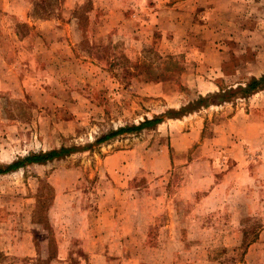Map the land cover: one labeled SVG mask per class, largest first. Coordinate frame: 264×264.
I'll use <instances>...</instances> for the list:
<instances>
[{
	"label": "rangeland",
	"instance_id": "obj_1",
	"mask_svg": "<svg viewBox=\"0 0 264 264\" xmlns=\"http://www.w3.org/2000/svg\"><path fill=\"white\" fill-rule=\"evenodd\" d=\"M263 74L264 0H0V168L72 149L0 173V264H264V158L224 126Z\"/></svg>",
	"mask_w": 264,
	"mask_h": 264
},
{
	"label": "trees",
	"instance_id": "obj_2",
	"mask_svg": "<svg viewBox=\"0 0 264 264\" xmlns=\"http://www.w3.org/2000/svg\"><path fill=\"white\" fill-rule=\"evenodd\" d=\"M261 88H264V74L258 78L250 79V81H248V83H246L243 86L238 87L237 92L240 93L242 97H244V96L250 95L251 93H254L256 90L261 89ZM232 92H234V91H232ZM220 96L222 97L223 100L228 99L225 97V95H223V96L220 95ZM209 97H210V95L200 96L196 100L192 101L190 104L182 107L180 110L183 111V110L190 109V108H193V107L198 106V105L204 106L205 105L204 102ZM171 112L176 113L177 111H168V113H171ZM171 116H175V115H171ZM161 121H162V117H154L152 119H144L142 122H140L137 125H131L128 127H123V128L118 129L117 131H113L111 133H108V134L104 135L103 137H101L99 140L113 137L114 135L121 133V132H129V131H133V130L142 129L144 127H150L154 124L160 123ZM70 151H72L71 148H66L64 146H61V147L56 148V149H50V150L39 152V153H31V154L24 156L21 159H18L17 161H14V162L8 164L4 168H0V173H4V172L10 171V170L17 169V168H19V167H21L27 163H42V162H45L48 160L59 158L65 154H68Z\"/></svg>",
	"mask_w": 264,
	"mask_h": 264
},
{
	"label": "crops",
	"instance_id": "obj_3",
	"mask_svg": "<svg viewBox=\"0 0 264 264\" xmlns=\"http://www.w3.org/2000/svg\"><path fill=\"white\" fill-rule=\"evenodd\" d=\"M251 112V110H249ZM240 115L239 112H236V114L234 116H232V118H229L225 121L224 126L229 125V127H231L229 129L230 133L228 134V136H225V138L229 139L228 144H233V145H237V149L238 151L242 154L245 153L246 155L252 153V151H257V153H259V158L261 159V157L264 158V121H255V119L249 120L250 122H248V120H246L245 118H243V120H234L236 117H238ZM250 114H246V117H249ZM256 117V115H255ZM236 126V133L238 132V134H240V136H238L237 142L234 140H230L229 136H231V132L232 130L235 129ZM250 128H252V136H256L255 139H246V135L245 133L249 134V130ZM247 131V132H245ZM225 133V131L223 132V134ZM217 135H222V133H217ZM216 135V136H217ZM217 139H220V137H210V140L214 143L218 142ZM247 144V147L245 148V145ZM253 148V149H252ZM264 222V220H263ZM253 245H258L259 247L261 245H264V225H261V227L258 229V233L255 239V242L253 243Z\"/></svg>",
	"mask_w": 264,
	"mask_h": 264
}]
</instances>
